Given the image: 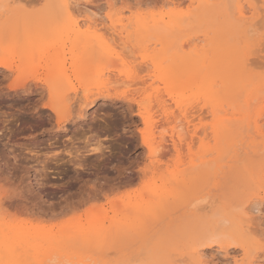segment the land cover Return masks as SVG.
Segmentation results:
<instances>
[{"label":"rangeland","instance_id":"rangeland-1","mask_svg":"<svg viewBox=\"0 0 264 264\" xmlns=\"http://www.w3.org/2000/svg\"><path fill=\"white\" fill-rule=\"evenodd\" d=\"M238 1L247 11L245 23H242L237 12ZM70 2L77 12L73 11L71 18H61L63 25L57 35V52L46 49L43 58L48 57V51L49 55L55 54L58 85L60 90H66V96L71 94L67 98L69 101L71 97L69 102L74 103L72 117L75 118L81 105L79 98L72 101L73 87L80 85V78L86 74L84 71L94 70V80L98 81L84 89L85 94L96 95L104 91L115 94L117 99H104L102 96L95 106L88 109L87 120L72 118L63 123L61 127L64 129L60 130L55 115L42 107L48 97L41 94L13 96L15 91L9 89L12 85L19 88L31 83L36 76L37 64V61L13 63L7 53L15 46L10 44L9 38L17 32L36 30L37 26L33 18L22 24L7 21L35 13L38 5L34 1H0V5L3 4V8L0 6V70L5 72L0 74V220L13 232L18 231L19 237L22 234L30 238L42 237L46 242L40 251L45 252L40 261L51 257L49 262L36 263L37 253L31 249L29 256L21 257L16 263L193 264L200 258L198 252L202 251L203 257L207 258H200L203 264H235L236 261L243 264L245 259L251 264L257 258L259 260L255 264H262L264 252L259 248H249L245 252V242L239 239L237 226L235 230L231 226L233 214L240 215L241 205L246 210L252 207L253 202L262 203L260 208L264 210V42L259 35L264 28V0H219L215 7L211 6L206 17L193 23L187 18L198 12L205 5V0ZM14 9L15 16L5 12ZM88 9L97 13L94 19H106L109 26L108 17H112L117 25L128 30L131 38H126L125 42L131 48H125L119 40L116 41L119 38L109 31L107 25L100 26L103 37L96 43L101 42L107 47L111 51V58L102 65H93L91 61L92 65L82 63L83 59H89L84 56L86 51H83L86 41L77 38L76 27L68 24L80 23L81 32H86L84 22L87 18H93L84 15L86 10L90 12ZM257 11L258 17L252 18L253 12ZM182 18L187 21L183 23ZM173 20L169 28L181 26L183 34L193 32L192 35H203L221 30V34L227 31L230 37L233 36L230 40L240 42H246L252 36L248 43L249 49H253L252 53L241 55L240 62L237 59V63L230 62V66L224 58H220L216 69L221 92L230 88L231 82H237V87L244 88L242 97L222 98L218 105L220 114L217 112V128L226 126L223 119L227 117V111L232 113L236 107L244 108L250 97L256 95L257 104L252 102L253 107L245 108L250 115L248 121H241L244 109L236 112L234 124L228 133L235 131L238 146L233 147L232 143L229 148L228 136L217 141L211 137L205 141V145L212 148L208 159L215 160L216 165L225 166L223 175L212 182L210 180L207 184H211L206 190V181L188 182L187 187L180 181L174 183L171 177L178 169L189 167L202 150V142L198 141L192 151L185 146L179 154L174 150L163 154L165 157L157 153L152 160L141 140V131L147 126L138 115V102L155 117L153 125L148 127L156 144L161 142L162 136L171 135L175 126L168 123L166 116L181 113L169 95L178 88L170 87L167 92L165 81L171 77L170 72L160 70L168 68L176 58L156 65L155 62L163 56L161 45L148 48L137 46L136 53L131 51L137 45L139 35L149 27ZM228 20L231 22L224 25ZM139 21L142 22L141 27L137 25ZM90 30L94 31L95 27H90ZM16 47L22 48L24 45ZM153 54H156L155 62L150 60ZM244 56L248 59V66ZM75 62L79 63L76 65ZM6 65L13 66L14 72H6ZM144 66L150 68L149 72ZM192 68H187V71ZM99 71L108 76L102 79L97 75ZM145 78L150 80L144 86L136 85V81L143 85L141 82ZM169 105H172V109ZM258 113H261L260 117ZM205 117V123L212 126L214 116ZM260 118L263 119L259 123L261 134L252 125ZM212 131L213 128L209 132ZM74 138L80 139L76 145L71 143ZM101 146L106 152L87 155L82 168L75 166L73 162L76 159L73 160L74 156L68 154L75 152L76 148L94 152ZM207 195L209 201L202 202ZM196 197L199 198L195 204L197 208L189 206L187 202L193 199L197 201ZM254 213L257 221L253 220V228L259 231L261 214L257 217V213ZM218 235L237 236L240 247L228 241L213 243ZM52 258L55 260L51 261Z\"/></svg>","mask_w":264,"mask_h":264},{"label":"bare ground","instance_id":"bare-ground-1","mask_svg":"<svg viewBox=\"0 0 264 264\" xmlns=\"http://www.w3.org/2000/svg\"><path fill=\"white\" fill-rule=\"evenodd\" d=\"M16 1L18 2L34 1L38 5V10L35 13L27 15V16H23L20 19L16 18L13 20L10 18V20H8L7 23L13 22L14 24L16 23L22 24V23L28 22L31 18H33L36 21L37 27H36V30H31L28 32H17L16 34H14V36L9 38L10 44L12 43L15 46V48L9 51L7 55L9 56V58H11L13 63L18 64V63H29V62L37 61V64L35 66L36 76H34L31 83L25 84L19 88L17 86L15 87V85H12L9 87V89L15 91V94L13 96L24 95V96L30 97L36 94H41V95H44V97H48L49 99L47 100V102L42 103V107L44 110H48L52 114L55 115L56 120H57L56 122L58 125L57 127H59L60 130H62L64 129L61 127L62 124L67 123L68 121H70V119L74 118V116L72 117V114H73L72 110L74 108L73 107L74 103L70 104L71 97L69 99L70 102L68 101L67 97H69L71 94L66 96L65 95L66 90H63V89L60 90V87L58 85V68L56 65L57 59L54 53H51V55H49V51L57 52V45H58L57 35L60 32V27H62L63 25V24L61 25V18H63L64 16L71 18L73 15L72 14L73 11L74 13L77 12V8L73 7L74 5L73 3L70 2V0H37V1L35 0H16ZM218 1L219 0H205V5L200 7L198 12L192 14L187 19L191 20L192 23L194 21H200L201 19L206 17V14L210 12L212 8L211 6L215 7ZM66 5H71L70 15H69V11H66V8L64 7ZM0 6L1 8H3V4H1ZM5 12L8 14L12 13L14 16L16 15L15 9L13 11L9 10ZM90 12H87L86 10L84 14L85 16L93 17L91 19L87 18L86 21L84 22L83 26H87L86 32H81L82 26L80 25V23L77 25L76 24H68V25L69 26L72 25V27H76V33H77L76 37L82 38L86 41L83 47V51H86L84 56H88L89 59L88 58L83 59L81 62L82 63L84 62L85 64L86 62L90 64L92 62L93 65H96V64L102 65L103 62L110 60L111 51H109V49L105 47L101 42L100 44H97L96 41L103 37V33L99 27L100 26L106 27V25L108 26V24H107L106 19H102L101 21L94 19L97 17V13L91 12L90 14ZM237 12L240 15V18H241L240 20L242 21V23H245L247 11L245 10V7L241 5L240 1H238ZM257 15H258V11L253 12L252 18H257L258 17ZM67 17H64V18H67ZM108 19L110 20V25L108 26V29L110 28L109 31H112V33L116 34V36L119 38V39H116V41L119 40L122 43V45L125 46V48H131L130 46H127L125 42L126 38L128 40L131 38V33L128 30H124L123 26L117 25V23L115 22V20L112 19V17H108ZM187 19L182 18L183 23L185 22V20L187 21ZM216 19H219V17H217ZM262 19H263L262 21H264V18ZM174 21L175 20L170 21L169 23L167 22L165 23L164 21H162V23H159L158 25L149 27V29L146 32H143L142 34L139 35L138 43L136 46H133V50L131 51L132 53H136L135 51L137 50V48L135 47L137 46L148 48L149 46L156 45V47H158V45H161L163 49V56H161L159 59L157 58L158 60L155 62L156 54H153L150 56L151 61L155 62L156 65L160 63L161 65H163L164 63H166L167 60L171 58H176V61L172 65H170L168 68L166 67L160 68V70H162V72L163 71L170 72L171 77L165 81V88L167 92H169L170 87L178 88L177 91L174 90L173 92L169 93V95L171 96L172 100H174V102L177 104V106L181 110V113L180 114L174 113L172 116H169V115L166 116V120H168V123L169 122L174 123L175 126L172 130L171 135L162 136L163 138H161V142L156 144L154 140L155 138L152 137L153 136L152 132L149 131V127H148V126L153 125V120L155 119V117L153 116L151 111L145 110L146 107L143 106L141 102H138V106H139L138 115L142 118L143 123L146 124L147 126L145 130L141 131V140H142L143 146L146 147L147 150L149 151V159H152V160L155 158L157 153H162L163 155V154L169 153L172 150H174L176 153L179 154L182 150H184L185 146H187L188 149L192 151L193 147L195 146V144H197L198 141L202 142L203 143L202 150L197 154V156L191 162L189 167L185 169H181V170L178 169L177 171L172 173L171 177L173 178L174 183H178L180 181L182 185L184 186L187 185V187H188V184H187L188 182L196 183L198 180L206 181L205 183L206 185L207 183H209L210 180H211L210 182H212V180H217L219 177H221V175H223L225 166L216 165L215 160L208 159L209 155L211 154L212 148L205 145V141L209 138L211 139V137L217 141L218 139L228 136L230 138L229 148H231L232 143H233V147L238 146V143H236L235 131H233V133L232 132L228 133L231 130L232 125L234 124L233 122L235 121V117L237 115L236 112L238 111L241 112V110L244 109V111H242L241 113L243 117V120L241 121H245V120L248 121L250 115H249V111H246L245 108H249L252 102L256 103L255 99H257L255 97L256 95H254L246 101L245 106L242 103L244 108L236 107V110L234 108L232 113H230V110L227 111L226 112L227 117L223 119L226 122V126L217 128L219 120H217L216 117L218 116L217 115V112L219 109L218 105L222 101V98L224 96L242 97L241 95H242V91L244 90V88L237 87V82H231V87L221 92L222 89L220 90V87H219L220 82H218L217 80L216 69L218 68L220 58H224L226 64L230 66L229 65L230 62L232 64L240 62L239 58L241 55L243 54L249 55V53H252L253 49L252 50L249 49L250 45H248V43L252 39V36H249V38L251 37V39L247 38L246 42H240L237 39H235L234 41L230 40V38H232L233 36L230 37V34L227 31L221 34L220 33L221 30L207 32V33H204L203 35H192L193 32L192 34L191 32L190 33L186 32L188 34H183L180 30L181 26H178L177 28H173V29L169 28V26ZM181 22H180V25H181ZM230 22L231 21L228 20L226 23H224V25ZM137 23H138L137 24L138 27L142 26L141 21ZM90 27H95V30L91 31ZM250 27L251 26H249V28ZM103 30L105 31V29ZM114 34H112V36H115ZM45 40L48 41V43L46 42L47 44L44 43ZM19 44H23L24 47L22 48L16 47ZM219 47H221V50L219 49ZM46 49H49L48 57L43 58L44 50ZM218 50L221 51L219 54H218ZM245 57L246 56H244V58ZM237 59L238 61L236 62ZM246 62H248V59L245 60V63ZM77 63L79 62H75L76 65ZM149 63L150 61L148 58V64ZM191 66H193V68L190 71H187V68ZM221 67L224 68L223 65ZM145 68L148 69L147 71L149 72L150 68L148 67H145ZM233 68H234V65H233ZM4 70L6 72L13 73L14 67L11 65H6L4 66ZM42 71L44 72V76L46 75V77L44 78H43ZM87 71H89L90 73ZM87 71H84L86 74H84L80 78V85L73 87L74 96L73 95L72 96L74 98H72V101L75 98L76 99L79 98L81 101L79 112L75 115V118H74L79 121L87 120L88 109L95 106L97 102L99 101V98H101L102 96L104 99H113V98L117 99V96L115 94H111L110 92H104V91H101L97 93L96 95L85 94V92L83 91L84 89L88 88L92 82H98L97 80H94L95 78V76H93L94 70L93 71L87 70ZM0 74L1 75L5 74V72L0 70ZM97 75L102 77V79L108 76V74L104 73L103 71H99V74ZM144 77L146 76H142V78ZM151 77L149 78L151 79ZM147 78H145V80L141 82L143 83V85H141L139 81H136L137 82L136 85L144 86V84H146L148 80H150V79L147 80ZM263 92L262 94H264ZM191 102L192 104L188 105V103H191ZM62 104L64 105L63 108L60 107V105ZM170 106L172 105H169V108ZM129 109H131V107H129ZM218 114H220V112H218ZM206 115L214 116L213 118H215V121L212 126L205 123V118H207L205 117ZM257 116L260 117L261 113L260 115L258 113ZM172 118H174V120L171 121ZM262 118H260V120L259 119L256 120L253 124L251 123L252 125H254L253 128L257 130V133H260V134H261V128L259 127V123L260 121L263 120ZM262 126H264V124H262ZM211 128H213V131L209 132ZM77 141H80V139L74 138L71 140V143L73 145H76ZM105 152H106V149L101 146L94 152H84V151H81V149L76 148L75 152L74 151L72 152L74 153L73 155L71 151L68 154L70 156H74L72 157V159L73 158L76 159V160L73 159L76 163L73 161L71 162H73L75 166L82 168L84 166L83 162L85 161V157L87 155H91V154L101 155ZM209 185L207 184V187L205 186L206 188L205 189L203 188V189L206 190L209 187ZM208 198H209V195H207L201 201L207 202ZM198 199L199 198H197V201L193 199L192 202L189 199L190 201H188L187 203L189 204V206L191 205L192 207L197 208L195 204L199 202ZM260 204L262 203L253 202L252 207L244 210L246 215L252 221L256 220V216L254 215V212H256L257 215L258 214L260 215L264 212V210L260 208V206H263V205H260ZM253 215L255 216V219ZM259 215L257 217H259ZM238 217L239 216H237L236 214H233V218H232L233 222L231 226L233 227L232 228L233 230H235L237 226L238 228L237 233H239V226L237 224ZM11 234L12 236H9ZM217 237H219V235L216 236L215 238ZM41 238L42 237L30 238L27 234H22L19 237L18 231L13 232L12 230H10V227L7 224H5L2 220H0V264H17L16 262L19 261L18 259H20L21 257L29 256L31 249L37 253V255H35L36 263H42V262H47V261L49 262L51 257L49 258L46 257L45 261L44 260L40 261L41 256L45 254V252L41 253L40 251H42L41 248L43 247V244L46 242V241H43ZM215 241L216 239L213 241V243ZM198 253H200L199 255L200 258L207 259L203 257L204 255H202L203 254L202 251ZM261 259L262 258H260V260ZM54 260L55 258L54 259L52 258L51 261H54ZM258 260L259 258L252 260L251 264H255V262H257ZM199 261H200V264L204 263V261L201 259ZM207 262L205 261V263Z\"/></svg>","mask_w":264,"mask_h":264},{"label":"snow or ice","instance_id":"snow-or-ice-1","mask_svg":"<svg viewBox=\"0 0 264 264\" xmlns=\"http://www.w3.org/2000/svg\"><path fill=\"white\" fill-rule=\"evenodd\" d=\"M64 7L66 8V11H69L70 15L71 5H66ZM259 35L261 37V41L264 42V28L261 29ZM239 213L240 215L237 219V224L239 226L238 236L239 239H242L245 242V252H247L249 248H259L262 252H264V214H261L260 216L259 231H256L252 227L254 222L246 215L243 206H241V208L239 209ZM223 241H228L229 243L235 244L236 247H240V244L237 243V236L225 235L223 237H217L215 242L221 243ZM193 264H200L199 259L193 261ZM235 264H242V262L236 261ZM243 264H248V260L245 259L243 261ZM262 264H264V262H262Z\"/></svg>","mask_w":264,"mask_h":264}]
</instances>
